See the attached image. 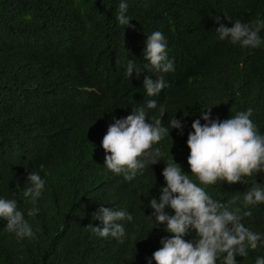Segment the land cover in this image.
<instances>
[{
  "label": "trees",
  "instance_id": "obj_1",
  "mask_svg": "<svg viewBox=\"0 0 264 264\" xmlns=\"http://www.w3.org/2000/svg\"><path fill=\"white\" fill-rule=\"evenodd\" d=\"M128 3L134 28L115 19L119 0H0V196L17 199L37 230L34 238L19 239L8 230L0 235V264H147L162 246L161 238L172 235L148 216L151 198H159L166 185L165 166L148 165L129 181L104 165L107 106L97 104L86 86L126 96L138 108L149 97L144 75H163L167 86L157 100L165 105L162 119L171 133L157 143L162 151L176 135L187 137L194 119L208 108L213 117L227 119L252 107L251 118L264 133V47L249 52L215 33L218 15L228 26L233 21L224 14L243 22L264 17V0ZM154 30L168 40L174 71L146 70L139 78L135 72L127 77L128 59L145 62L146 36ZM66 89L73 93L63 96ZM157 115V109L149 111L150 117ZM175 116L183 134L171 130ZM185 153L188 161V145ZM33 170L42 176L47 172L35 204L23 195ZM256 182L264 183V171L244 177L243 183L218 180L206 190L243 208L244 192ZM101 204L133 214L132 221H121L126 229L122 240L86 228L100 224L93 214ZM34 207L39 212L28 216ZM247 207L253 216L244 218L246 226L264 232V202ZM259 255L264 245L236 259L255 264Z\"/></svg>",
  "mask_w": 264,
  "mask_h": 264
},
{
  "label": "clouds",
  "instance_id": "obj_2",
  "mask_svg": "<svg viewBox=\"0 0 264 264\" xmlns=\"http://www.w3.org/2000/svg\"><path fill=\"white\" fill-rule=\"evenodd\" d=\"M128 9V0H119L115 19L126 28H134ZM224 16L233 23L228 26L221 22L219 15L216 16L215 33L219 40H229V45L249 52L264 47V35L261 34L264 17L243 22L239 18L233 20L227 14ZM168 47L164 33L152 31L146 36L142 53L145 62L128 59L125 75L132 78L135 72L139 78L147 73L146 70L174 71V58L169 56ZM166 86L163 75L156 78L144 75L143 88L149 97L138 108H133L126 96L113 91L96 92L86 86V90L95 94L97 104L107 106L104 121L108 130L102 140L104 165L116 174H123L129 181L148 165L165 166L162 175L166 185L161 187L159 198H151L149 206L153 212L148 216L157 224H163L172 235L161 238L162 246L147 258V264H152L153 260L156 264H218V259L219 264H239L237 255L246 257L249 249L264 245V232L254 231L244 222L245 217L253 216L247 206L264 202V183L256 182L244 192L243 208L234 206L232 200L223 202L214 198L206 187L218 180L230 185L243 183L244 177L264 171V133L251 118L252 107L227 119L213 117L212 108H208L201 110V118L194 119L193 131L186 133L187 137L176 135L171 147L162 151L157 143L171 131L162 119L166 113L165 105L157 98ZM72 93L66 89L63 96ZM87 106H90L89 101ZM153 109H157L159 115L150 117L149 111ZM169 123L171 130L179 129L183 134L180 119L175 116ZM186 145L190 148L188 161L185 160ZM39 168L43 170L45 165L41 163ZM46 177L47 172L44 176L38 170L28 172L23 195L33 204L43 195ZM168 208L174 212L169 213ZM38 212L39 209L34 207L28 209L27 214L32 216ZM93 219L100 224H89L86 228L100 237L122 240L126 229L121 221H132L134 217L124 208L101 204ZM7 230L19 239L34 238L37 232L25 218L17 199L0 196V235H6ZM192 232H195L194 238L185 239ZM255 264H264V255L257 256Z\"/></svg>",
  "mask_w": 264,
  "mask_h": 264
}]
</instances>
